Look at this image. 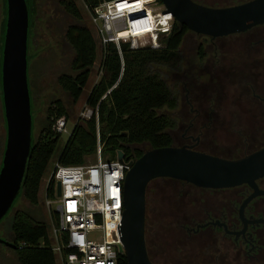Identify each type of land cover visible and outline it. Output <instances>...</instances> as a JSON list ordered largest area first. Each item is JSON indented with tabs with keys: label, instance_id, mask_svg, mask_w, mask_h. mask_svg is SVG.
Instances as JSON below:
<instances>
[{
	"label": "trees",
	"instance_id": "1",
	"mask_svg": "<svg viewBox=\"0 0 264 264\" xmlns=\"http://www.w3.org/2000/svg\"><path fill=\"white\" fill-rule=\"evenodd\" d=\"M3 1L0 64L6 15L5 0ZM99 1L84 0L88 8ZM62 4L73 18L64 32L65 40L73 49V57L70 62L71 71L59 73L57 81L62 90L75 101L80 96L96 61L98 45L75 1L63 0ZM32 24L31 15L27 42L28 64ZM188 31L192 30L174 19L172 29L161 36V46L131 47L127 42H122L120 44L122 58L116 44L108 43L101 50L99 78L86 96V102L96 107L97 114L94 112L86 120H77L73 123L61 145L57 160L62 163L84 162L88 155L96 153L98 140L102 144V154H106L107 158H114L121 149L124 158L135 159L147 148L173 144L171 131L177 127L178 120L164 109H174L178 106L179 88L177 81L168 82L166 76L169 70H183L180 45ZM192 32L197 35L196 32ZM197 54L202 61L206 55L203 44L199 45ZM28 83L33 118L32 148L24 182L10 208L14 207L19 198L25 199L32 207L22 205L12 212L10 224L12 238L9 240H12L16 247L6 246L15 253L18 264H56V255L51 247L49 223L40 207L39 188L43 171L61 135L52 128V123L60 115L69 118V113L60 98L51 99L47 107L46 120L35 135L29 71ZM240 83L242 84V81ZM212 87L207 85L203 87L205 98L203 100L208 101L214 95ZM0 94L2 101L1 82ZM224 156L235 157V154ZM46 195L56 197L55 182L52 178L46 185ZM6 216L5 213L0 222ZM52 216L57 220L55 210L52 211ZM118 262L128 264L124 253H119Z\"/></svg>",
	"mask_w": 264,
	"mask_h": 264
},
{
	"label": "flooded vegetation",
	"instance_id": "2",
	"mask_svg": "<svg viewBox=\"0 0 264 264\" xmlns=\"http://www.w3.org/2000/svg\"><path fill=\"white\" fill-rule=\"evenodd\" d=\"M197 1L209 4L205 0ZM242 1L246 0H225L210 5ZM34 3L35 0H29L30 17H33ZM233 33L245 36L234 42L236 46L230 41L227 43L229 49H242L237 53L240 62L231 61V58L235 60L232 56L223 61V44L217 41ZM196 34L207 38L208 48L213 50L210 77L213 78L219 68L226 71V75L246 74L242 84L233 85L234 89L256 100L264 109V93L257 92L255 84L258 77L264 79V71L259 69L262 62L264 64V21L219 36ZM200 44L202 41L197 48ZM219 85H213L214 95L208 101L187 100L188 115L172 112L178 120L177 127L171 131L173 144H191L197 149L218 152L212 149L218 145L216 136L231 134L237 137L235 145L242 148L235 156L263 145L264 116L253 122L249 119L248 128L241 126V118L219 117L223 102L215 101V90L227 91L223 83ZM218 154L227 153L219 151ZM256 183L258 188L264 189V175L257 178ZM253 190L247 182L209 187L172 176L152 178L145 192V239L149 258L169 264H264V193L250 196Z\"/></svg>",
	"mask_w": 264,
	"mask_h": 264
},
{
	"label": "water",
	"instance_id": "3",
	"mask_svg": "<svg viewBox=\"0 0 264 264\" xmlns=\"http://www.w3.org/2000/svg\"><path fill=\"white\" fill-rule=\"evenodd\" d=\"M174 19L188 29L219 36L244 30L264 21V0L210 5L197 0H161ZM0 82L5 143L0 164V219L8 211L26 176L32 144V112L28 83L27 42L29 0H5ZM117 158L124 159L119 149ZM264 175V144L235 157L194 148L191 144H167L145 149L131 161L123 179V212L118 249L128 264H169L152 261L145 240L146 185L157 176H172L196 185L219 187L242 182L253 188L250 196L264 193L256 179ZM59 195L60 182L55 184ZM0 242L16 244L0 236Z\"/></svg>",
	"mask_w": 264,
	"mask_h": 264
},
{
	"label": "rangeland",
	"instance_id": "4",
	"mask_svg": "<svg viewBox=\"0 0 264 264\" xmlns=\"http://www.w3.org/2000/svg\"><path fill=\"white\" fill-rule=\"evenodd\" d=\"M63 0H35L34 11H33V24L31 28L30 45H29V64L28 71L32 89V102L34 112V133L38 134L42 123L47 117V107L50 104V100L53 98H60L69 113L67 118V126L72 128L75 121H84L87 118L82 115L83 109L89 104L86 102V96L89 92L93 83L99 78V61L101 57V50L99 48L98 39L92 30V26L89 21L90 8L86 5L84 0H74L78 6L84 22L90 27L93 36L97 42V57L94 62L89 77L83 86V90L77 100L73 101L67 92L62 90L60 87L57 76L61 72H70V62L73 57V49L71 45L65 40L64 32L69 22L73 20L72 16L65 10L62 4ZM209 4L220 3L225 0H205ZM3 0H0V26L3 18ZM245 37L244 34L233 33L224 38H218L217 41L223 44L224 52L223 61H227L229 56L235 58L230 59L233 62H240V56L237 54L242 49L234 47L233 49L228 48L229 41L233 46H236L234 42L241 41ZM202 41V44L206 50V55L201 61L198 58V43ZM180 49L183 56V70L174 71L169 70L166 79L168 82L177 81L179 88V103L175 109H164L174 115H188V103L187 100L193 102H199L201 99H205L203 95L204 86H225L224 90H215V101H221L222 109L219 111V117L226 118H241V122L247 128L249 127L247 122H250L255 118L264 116V109L256 100L248 97L245 93H239L238 90L234 89L233 85H238L241 81L243 82L244 75L237 73V76L226 75L220 68L215 70V76L210 77L212 68V53L213 50L208 48L207 38L203 35H195L192 31H188L185 35L184 40L180 45ZM225 50V51H224ZM221 61V62H223ZM228 63V62H226ZM258 63V62H256ZM253 65V63H252ZM251 66V65H250ZM248 66L247 69L250 68ZM264 71V64L262 62L259 68ZM167 70V69H166ZM239 71V69H236ZM218 84V85H217ZM257 92L264 93V79L258 77L255 81ZM219 97V98H218ZM217 115V114H216ZM69 133H61L59 141L52 152V155L43 171L39 196H40V207L43 211L45 218L49 223L55 221L52 216V211L55 210L56 200L52 198L51 202L45 201V187L49 180V176L55 160L57 159L59 150L64 140L67 138ZM5 120L3 115L1 94H0V164L2 153L5 143ZM264 139V136H263ZM262 139V140H263ZM218 142L217 146L212 149L214 151H220L227 154H236L241 152V145L236 146L235 142L237 137L234 135L221 134L216 136ZM100 143V149H101ZM102 157L103 155L100 151ZM98 158L97 152L88 155L84 162H93ZM56 194V192H55ZM32 207L25 199L19 198L15 202L13 208H9L6 212L7 216L0 222V236L11 239L12 232L10 228L12 212L19 206ZM0 264H18L15 253L8 248V246L0 243ZM56 264H60V259L56 254Z\"/></svg>",
	"mask_w": 264,
	"mask_h": 264
},
{
	"label": "built area",
	"instance_id": "5",
	"mask_svg": "<svg viewBox=\"0 0 264 264\" xmlns=\"http://www.w3.org/2000/svg\"><path fill=\"white\" fill-rule=\"evenodd\" d=\"M89 16L100 50L114 42L121 58L122 42L131 47L161 46V36L172 29L174 21L161 0H100L90 8ZM94 112L96 107L89 104L82 115L89 118ZM67 121L64 115L57 116L52 128L69 133ZM100 151L98 140L95 161L62 163L56 159L53 164L49 179L55 184L59 180L61 192L55 198L57 220L51 223L50 237L60 264H119L123 179L133 159L119 160L117 154L102 157ZM51 200L45 187V201Z\"/></svg>",
	"mask_w": 264,
	"mask_h": 264
}]
</instances>
